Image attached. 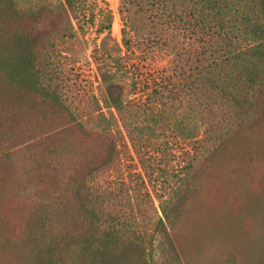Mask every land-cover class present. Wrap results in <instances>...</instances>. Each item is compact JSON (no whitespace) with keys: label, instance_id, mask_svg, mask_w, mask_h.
Returning a JSON list of instances; mask_svg holds the SVG:
<instances>
[{"label":"rangeland","instance_id":"obj_1","mask_svg":"<svg viewBox=\"0 0 264 264\" xmlns=\"http://www.w3.org/2000/svg\"><path fill=\"white\" fill-rule=\"evenodd\" d=\"M55 3L15 0L21 12L0 10V45L5 46L17 32L28 35L46 83L57 87L65 102L55 106L40 93L7 83L0 74V264H33L36 256L46 253V227L57 234L61 228L76 232L81 226L73 190L85 168L79 161L99 162L103 137L89 130L93 122L85 124L84 132L73 117L92 118L101 109L113 121L106 84L94 57L104 39L97 32L103 18L98 8L109 7L114 13L107 47L115 56L126 54L128 68L146 77L141 86L148 83L147 89L170 84L171 76L180 87L200 78L196 71L209 56L204 30L185 54L187 60L179 61L182 64L177 67L159 43L153 52L136 48L135 54L127 55L122 0H89L82 27L76 25L73 37H63L65 22ZM132 4V10H138L134 15L137 32L157 40L162 28L157 6ZM93 8L97 18L92 17L91 23ZM144 17L155 21L145 25ZM152 53L155 58L148 57ZM123 72L116 80L123 85L125 100L144 98L133 86L132 74ZM241 89L250 92L248 83H242ZM248 97L252 109L245 113L236 99H230L229 107L219 105L210 113L214 121L200 115L193 119L199 137L206 135L204 121L220 125L207 128L204 143L178 140L172 129H158L145 166L128 139L123 141L118 164L91 183L95 195L107 200L100 205L101 213L132 224L147 242L153 220L162 215L158 195H172L171 237L178 254L171 264H264V90ZM238 103L242 102L238 99ZM189 164L192 174L186 183L180 178ZM175 187L177 194L172 191Z\"/></svg>","mask_w":264,"mask_h":264},{"label":"trees","instance_id":"obj_2","mask_svg":"<svg viewBox=\"0 0 264 264\" xmlns=\"http://www.w3.org/2000/svg\"><path fill=\"white\" fill-rule=\"evenodd\" d=\"M134 1L141 5L146 2L157 6L159 24L162 25L157 40L137 32L134 15L138 14V10H132ZM134 1L122 0L120 9L123 45L128 51L127 55L135 54L136 48L153 52V46L159 43L162 48L165 47L171 63L177 67L182 64L179 61L187 60V51L194 46V40L199 39L204 30L208 32L207 62L196 71L201 77L185 82L186 85L178 86L175 77L171 76V85L166 83L160 87L158 84L147 89L145 85L148 83L141 86L146 77L128 68L126 54L115 56L107 47L105 40L111 37L114 13L109 7L98 8L103 18L98 22L97 32L104 34V39L96 46L98 52L94 53V57L100 77L106 84L108 107L113 121L101 109L92 118H76L71 114L75 124L84 132L88 123H94L89 130L103 137V150L96 164L84 158L79 161L80 166L84 163L85 168L73 190L79 201L80 228L76 232L61 228L54 234L46 227L49 236L44 242L46 253L39 258L36 256L33 264H171L178 254L171 237L175 219L169 202L174 197L158 195L162 215L153 220L154 229L146 242L132 224L119 221L116 216L105 217L101 213L100 205L107 200L101 199L99 194L95 195L91 183L101 172L118 164L119 146L123 141L128 139L139 154V162L145 166L147 159L152 157L148 156V151L159 135L158 129H172L173 137L178 140L194 139L195 143H204L207 131L215 125L214 129L219 128L220 125L204 121L207 125L204 130L206 135L199 137L201 134L196 129L194 118L200 115L202 119L213 120L210 113L219 105L229 107L230 99H236L237 107L240 105L245 113L252 109L248 95L259 96L263 93L264 0ZM54 6L61 12L65 22L63 37H73L76 25L82 27V14L90 10L89 0H57ZM5 9L11 13L21 12L15 0H0V10ZM91 10L89 18L94 23L92 17L96 15L94 8ZM142 20L145 25L155 21L154 18L146 17ZM33 49V42L28 35L24 32L15 33L5 46L0 45V74L9 84L40 93L45 101L55 106H65L58 88L46 83L41 68L37 66L39 62ZM118 49L121 50V47ZM153 54L148 57L155 58ZM123 69V73L128 71L132 74V84L145 95L144 98L125 100L123 85L116 80L119 71ZM242 83L249 84L250 92L241 89ZM238 99L242 103H238ZM97 103L100 107L98 100ZM231 109L235 108L232 106ZM189 165L185 166L188 170L180 178L186 183L192 174V165ZM172 191L177 194L176 187ZM56 221L58 223L59 219ZM49 224L51 222L47 226Z\"/></svg>","mask_w":264,"mask_h":264}]
</instances>
